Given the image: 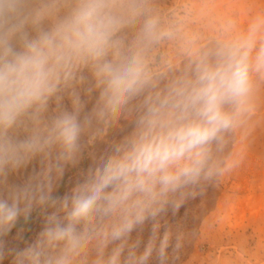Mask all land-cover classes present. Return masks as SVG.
<instances>
[{
	"label": "clouds",
	"instance_id": "obj_1",
	"mask_svg": "<svg viewBox=\"0 0 264 264\" xmlns=\"http://www.w3.org/2000/svg\"><path fill=\"white\" fill-rule=\"evenodd\" d=\"M194 9L0 0V264L179 259L195 233L166 216L243 163L264 83V13L205 35ZM97 142L105 151L54 195ZM34 213L43 226L28 240Z\"/></svg>",
	"mask_w": 264,
	"mask_h": 264
},
{
	"label": "rangeland",
	"instance_id": "obj_2",
	"mask_svg": "<svg viewBox=\"0 0 264 264\" xmlns=\"http://www.w3.org/2000/svg\"><path fill=\"white\" fill-rule=\"evenodd\" d=\"M186 2L188 0H156L157 5L165 11ZM191 3L199 15L193 26L200 28L205 35H213L214 27L227 18L236 20L238 28L244 30L253 17L264 13V0H191ZM258 119L249 138L243 163L224 178L220 187L212 186L217 198L197 224H190L187 207L179 209L175 216L171 212L167 214L169 223L180 224L185 231L195 233L186 241L179 259L173 264H211L212 261L216 264H264V83L260 86ZM122 134L121 130L115 129L109 134V139H118ZM106 148V143L97 142L94 149L90 147L85 150L77 165L67 167L62 178L65 181L62 196L70 191L80 174L92 164L88 153L94 151L99 156ZM226 197H230L231 202L224 221L209 227L217 213L223 210ZM42 226L43 221L38 222L25 236L26 239H33ZM149 231L150 224H146L142 233L145 241ZM9 262L10 258L5 259L3 264ZM151 264L157 262L153 260Z\"/></svg>",
	"mask_w": 264,
	"mask_h": 264
},
{
	"label": "trees",
	"instance_id": "obj_3",
	"mask_svg": "<svg viewBox=\"0 0 264 264\" xmlns=\"http://www.w3.org/2000/svg\"><path fill=\"white\" fill-rule=\"evenodd\" d=\"M64 186L65 181H62L59 185V187L54 191V195L56 196H62L64 192ZM198 198L188 200L181 208H188L187 214L190 216V224H197L201 216L207 211L210 210L211 206L214 204L217 193L215 190H213L212 186H210L206 192L203 195L197 196ZM194 200V201H193ZM193 203V206H191ZM43 221V218L37 215L36 213L33 214L32 219L28 223H23L22 226L25 229L24 235L28 236L31 232V230L34 228V226L40 222Z\"/></svg>",
	"mask_w": 264,
	"mask_h": 264
}]
</instances>
